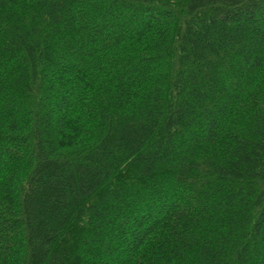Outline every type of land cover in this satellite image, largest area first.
<instances>
[{"label": "trees", "instance_id": "1", "mask_svg": "<svg viewBox=\"0 0 264 264\" xmlns=\"http://www.w3.org/2000/svg\"><path fill=\"white\" fill-rule=\"evenodd\" d=\"M0 264H264V0H0Z\"/></svg>", "mask_w": 264, "mask_h": 264}]
</instances>
